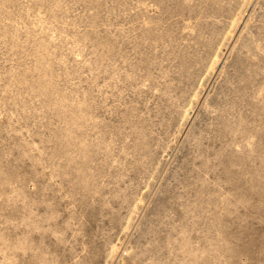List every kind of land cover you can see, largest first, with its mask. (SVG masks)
I'll list each match as a JSON object with an SVG mask.
<instances>
[{
	"label": "rangeland",
	"instance_id": "1",
	"mask_svg": "<svg viewBox=\"0 0 264 264\" xmlns=\"http://www.w3.org/2000/svg\"><path fill=\"white\" fill-rule=\"evenodd\" d=\"M0 264H264V0H0Z\"/></svg>",
	"mask_w": 264,
	"mask_h": 264
}]
</instances>
